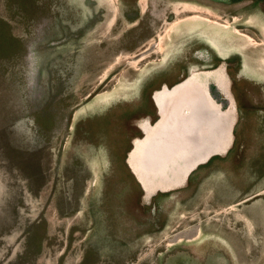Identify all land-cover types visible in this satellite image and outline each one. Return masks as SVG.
I'll return each mask as SVG.
<instances>
[{
    "label": "rangeland",
    "instance_id": "rangeland-1",
    "mask_svg": "<svg viewBox=\"0 0 264 264\" xmlns=\"http://www.w3.org/2000/svg\"><path fill=\"white\" fill-rule=\"evenodd\" d=\"M251 5L0 0V264H264V220L234 205L264 159V2ZM207 41L242 54L232 145L146 198L123 159L158 118L152 93L188 77Z\"/></svg>",
    "mask_w": 264,
    "mask_h": 264
},
{
    "label": "bare ground",
    "instance_id": "bare-ground-1",
    "mask_svg": "<svg viewBox=\"0 0 264 264\" xmlns=\"http://www.w3.org/2000/svg\"><path fill=\"white\" fill-rule=\"evenodd\" d=\"M187 19L208 27L214 25L200 16ZM211 71L191 70L190 76L173 92L163 87L153 98L159 110L155 126L148 127L145 120L139 122L138 127L145 136L134 141L128 163L146 194L182 186L183 179L193 168L213 156L225 154L230 148L235 125L233 103H228V109L221 111L209 96L207 86L211 83L228 99L223 65Z\"/></svg>",
    "mask_w": 264,
    "mask_h": 264
},
{
    "label": "flooded vegetation",
    "instance_id": "flooded-vegetation-1",
    "mask_svg": "<svg viewBox=\"0 0 264 264\" xmlns=\"http://www.w3.org/2000/svg\"><path fill=\"white\" fill-rule=\"evenodd\" d=\"M204 1H209L210 3H214V4L230 5V4L240 3V2L245 1V0H204ZM248 1L252 3V5L250 6L251 8H253L256 3L264 2V0H248ZM205 44H206L205 48L201 49V52H199V54H198L200 57L194 56V57L190 58V60L193 61V65H196L195 69L201 70V71L212 72L211 70L214 71L220 65H223L225 75H226L228 82H229L230 92L233 96V100H234L235 105H236L235 107L237 109L239 99L237 98V96L235 94V90L238 87V84H237L238 82L236 81L235 70L241 66V62L243 60L242 54L237 53L235 55H230V56L225 55V54L222 55L221 51L217 50V48H214L213 45L211 44V42L207 41V42H205ZM197 49L198 48L195 47V49H193L192 52L195 53L197 51ZM191 69H193V68L190 67V69L187 71V74L189 73V71H191ZM188 76H190V74ZM251 85L255 86L256 84L252 83ZM208 89H209V92L211 93V96L218 101L219 99L217 98V94H215V91L217 89L214 87V85L209 83ZM259 102H260L259 104H261V105H259L258 103L256 104V102H253L252 104L255 107L260 106V108H264V105H263L264 99H260ZM254 106H253V108H254ZM238 111H239V108L237 109V113H238ZM149 122H151V121H149ZM137 127H138V124H137ZM125 158H126V156L123 159L125 169L123 170L122 174H120V175H127V178H129V180H130V176L132 179H134V176L132 175L130 170L127 168V165L125 163ZM216 159H217L216 156L212 157L205 164L200 165L199 167H205L206 168L209 165H211L212 162L215 161ZM258 161H260L261 164ZM255 163H256V165H258V169H257V167L254 166ZM263 163H264V159H260V160L255 159V160H253V163H248V165L249 164L251 165V169L249 170L251 172V174L249 176H252L250 178V180L253 181L252 182L253 184L248 180V182L251 183L252 185H246L247 182L245 181L241 186L238 184L235 187L236 189L241 190V193H242V196H240L239 199L234 203V205L236 206L235 210H237L239 212L241 211V214H238L239 215L238 216L239 222H243V221L249 222L250 221L251 223L258 222L261 224V221L264 220V166H263ZM242 166H244V164ZM240 167L241 166H239V168L237 167L238 170H241ZM210 177L212 178L213 175H211ZM236 177L238 178V175ZM238 181L241 182L240 180H238ZM120 182H122V181H120ZM124 182L126 184L127 181H124ZM122 185H123V182H122ZM216 193H218V192H216ZM237 206H241V207L238 208ZM239 217H240V219H239ZM263 226H264V221H263ZM200 234L201 233L199 232V234L197 235V238H195V239H199L201 236ZM262 240H263L262 242L261 241L259 242V245H258L259 247H261V244L264 245V239H262ZM179 258L181 260L170 258L168 260V264H175V263L181 264V262H183V264H199L196 260L192 259L190 256H187L184 259H182L181 257H179ZM203 264H209V263L207 262V263H203Z\"/></svg>",
    "mask_w": 264,
    "mask_h": 264
},
{
    "label": "water",
    "instance_id": "water-1",
    "mask_svg": "<svg viewBox=\"0 0 264 264\" xmlns=\"http://www.w3.org/2000/svg\"><path fill=\"white\" fill-rule=\"evenodd\" d=\"M187 79V77H185L181 82H178V83H176V84H174V85H172L171 87H167V86H165V85H163V86H161V88H160V90L158 91H154L153 93H152V101H153V103H154V105H155V108H156V114H157V117H158V115H159V110H158V108H157V106H156V104H155V102H154V100H153V98H154V96H155V93L156 92H160V91H162L163 90V87H165L166 88V90H167V92H173L172 90L173 89H175L177 86H179L180 84H182L183 82H185V80ZM226 80H227V91H228V94L226 95V97H228V102H232L233 104H232V106H233V112H234V117H235V102H234V100H233V96H232V94H231V92H230V88H229V82H228V79H227V77H226ZM209 85V84H208ZM207 89H208V86H207ZM209 91V90H208ZM178 92V91H177ZM223 98V97H222ZM214 101L216 102L217 100L214 98ZM217 103H219V105H221L222 104V102L221 101H217ZM159 119L157 118V120H155V121H153V122H149V121H147L146 123H147V125H148V127H152V126H155V124L157 123V121H158ZM232 131H233V129H232ZM142 133V136L140 137V138H135V139H133L132 141H131V144H132V147H131V149L127 152V154H126V158H125V163H126V165H127V167H128V169L130 170V172L132 173V175L134 176V178H135V180L137 181V183L139 184V186L141 187V189L143 190V193H144V195H145V197L146 198H150L151 196H153L154 194H156L157 192H160V193H165V192H169V191H171L172 189H168L169 191H156V193H154V194H146V192H145V190L143 189V184H141V181H139L138 180V178L137 177H135V175L133 174V171H132V169H131V167H130V165H129V163H128V159H129V155H130V153L132 152V150H133V148H134V141L135 140H138V139H143L144 138V136H143V132H141ZM233 135H232V132H231V145H232V142H233V137H232ZM231 145H230V147H231ZM229 150V149H228ZM207 160H209V159H207ZM187 179H188V176H186L184 179H183V182H185L186 183V181H187ZM140 182V183H139ZM157 189H160L159 187H157Z\"/></svg>",
    "mask_w": 264,
    "mask_h": 264
}]
</instances>
